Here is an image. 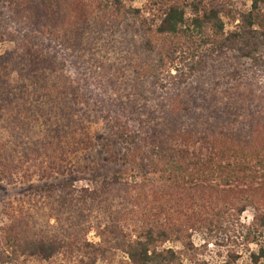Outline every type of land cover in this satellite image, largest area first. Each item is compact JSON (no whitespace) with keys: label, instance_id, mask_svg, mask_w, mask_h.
<instances>
[{"label":"trees","instance_id":"trees-1","mask_svg":"<svg viewBox=\"0 0 264 264\" xmlns=\"http://www.w3.org/2000/svg\"><path fill=\"white\" fill-rule=\"evenodd\" d=\"M137 1L147 2L145 9L132 8ZM238 5V0H0V42L15 43L13 54L0 59V88L15 92L0 96V104L21 110L19 95H30L29 82L53 69L57 131L70 138L85 129L80 123L74 130L69 119L87 103L74 81L87 88L83 79L94 66L103 73V95L93 105V117L103 116L122 146L117 172L101 182L107 202L127 195L140 208L142 201L154 199L161 215L178 195H189L192 202L206 192L219 202L242 203L239 215L254 209L253 222L231 236L224 225L204 228L202 218L151 225L136 214L138 209L126 207L135 214L133 222L124 225L121 214H111L104 227H96L100 243L92 244L86 235L94 228L83 221L84 210L71 207L68 212L80 221L53 236L26 237L20 222L0 227V264L30 259L98 264L113 251L131 264H209L210 245L227 253L223 264H239L243 256L235 246L241 242L258 247L256 254L248 250V262H264V102H249L245 94L223 88L235 83L239 89L243 79L255 76L252 71L264 70V0H253L248 11ZM226 21L239 22L235 31H226ZM37 32L47 46L36 41ZM66 59L81 78L65 77ZM14 76L21 80L12 85ZM240 95L244 105H237ZM10 123L18 128L21 120ZM12 144L7 143L19 154ZM15 153L10 157L18 166L23 154L16 158ZM4 178L0 166V181ZM174 207L175 215L185 211ZM196 231L204 232L201 248L192 240ZM216 232L226 236L212 237ZM230 241L234 247L225 246ZM168 243H182L185 250L164 248Z\"/></svg>","mask_w":264,"mask_h":264},{"label":"rangeland","instance_id":"rangeland-1","mask_svg":"<svg viewBox=\"0 0 264 264\" xmlns=\"http://www.w3.org/2000/svg\"><path fill=\"white\" fill-rule=\"evenodd\" d=\"M146 4L145 1H137L132 4V8L145 9ZM238 4V8L248 11L253 6V0H238ZM261 8L264 10V6H261ZM190 15L191 11H187V17H190ZM226 22L227 32L235 31L239 24L237 22L230 25L228 21ZM39 33L37 32L38 35ZM20 40L23 41L24 37H20ZM36 41L40 46H47L46 40L40 35ZM14 48V41L10 39L5 42L1 41L0 59L13 54ZM62 50L66 57L68 53L64 49ZM97 58L93 59L96 65ZM228 58L230 57L228 56ZM64 65L65 77L74 79L78 75L76 69L67 59ZM249 67L250 65H246L247 69ZM52 72L53 69H48V72L45 73L44 79L49 78L48 81L41 78L29 82L30 95H19L22 103L20 105L21 110L13 109V106L9 104H0V161L3 162L0 166L1 170L6 173V178L0 181V227L11 225L13 221L20 222L21 229L26 228L25 231L23 230L26 237L30 235L34 237L53 236L63 228L74 226L80 221L76 216L74 218L73 213H69L68 210L71 207L77 210L82 207L84 217L86 216L83 221L87 226H93L94 228L86 235V239L89 243L98 244L100 239L96 234V227H104L110 220L109 216L111 214H121L120 217L124 225L133 222L135 214L127 212L126 207H131L132 211L133 208L134 210L138 209L136 214L151 225L165 224L167 221L172 225L175 223L173 221L178 220L183 222L184 225L189 219L198 220L202 218L201 220L207 221L204 225L207 227L204 228L209 229L212 223L218 225V227L224 225L230 231L231 236L253 222V208L248 207L247 212L239 215L238 210L242 203L238 205L237 200L233 199H226V201L223 199L225 202H219L215 196H210L206 192L199 194L200 196L197 195L199 198L194 197L195 201L192 202L189 195H178L173 199L172 204L170 200L168 201L167 209L161 211V215L154 208L153 196L152 201L149 198L146 202L142 201V207L140 208L137 205L130 204V200L125 194L126 197L123 199L117 196L114 201L107 202L105 198L109 193L103 189L101 182L105 179L106 174L117 172V164H119L117 161L122 155V146L109 130L107 122L103 119L104 117H97L98 120L93 117V105L100 99L98 96L102 94L101 82L105 77L100 72L99 67L94 66L89 72V77L83 79V82L87 84V88H82L77 81H74L77 83L75 85L79 86L80 93L87 97V103L81 105L77 112L72 114L69 121L74 130L78 129L80 123L85 129L84 131L78 129V132L75 130V133L70 134V138H66L63 137L62 132L57 131V89L54 91L57 74L53 75ZM252 74L255 75L253 78L250 77L248 81L243 79L244 81L239 83V89L235 88V83L232 86L230 85V88L229 86L223 88L227 92L245 94L243 96H246L249 102H252L255 98L259 102H264V70L259 68L257 71H252ZM80 76L78 75L77 78ZM20 80L18 76H14L12 85L17 84ZM212 85L214 86V84ZM6 88L7 86L0 88V96H5L4 94L7 93L14 95L13 92L15 91L11 92V89ZM119 90H121V86ZM260 98L262 99L260 100ZM26 100H28L27 109L23 108ZM237 105H244L242 96ZM245 105H248V103ZM14 118H20L21 120L18 128H14L10 123ZM240 129L237 131H240ZM243 130L245 131L244 134L249 132V128ZM19 131L23 133L20 134ZM10 142L13 143L12 145L16 144L19 154L13 152L12 147L7 145ZM13 153H15L14 157L16 158L23 154V161L18 166L17 163L19 162L10 157ZM116 154L119 155L118 160L115 157ZM67 183H70L69 188L64 189L63 187ZM86 190L89 191L90 195L92 193L95 195L92 197L85 195L84 191ZM138 194L136 193L137 198H139ZM182 196L183 199H181ZM145 198L143 196V199ZM243 200L245 199L243 198L241 201ZM174 206H178L179 210L185 207L182 209L185 211L182 212V215H175L176 207ZM189 207L191 209H188ZM202 233L204 232L196 231L192 239L194 245L198 248L205 244L204 234ZM217 236L221 238L226 235L217 232L212 234V237ZM229 245L234 247L231 241L225 244V246ZM238 246H235V249L240 251L241 256H243L239 264H251V262H248V250L255 254L258 253L257 245L241 242ZM164 248L174 249L177 252L185 250L182 243H168ZM209 249L210 252L205 254L209 264H223L227 258V253L222 255V248H217L214 245H210ZM25 264L39 263L34 262V259H30V262ZM98 264L131 263L123 253L113 251L108 260ZM261 264H264V262Z\"/></svg>","mask_w":264,"mask_h":264}]
</instances>
